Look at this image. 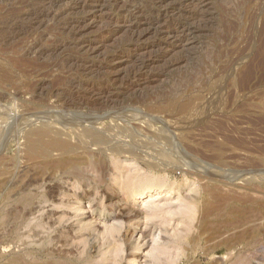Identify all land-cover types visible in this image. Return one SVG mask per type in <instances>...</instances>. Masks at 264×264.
Instances as JSON below:
<instances>
[{
    "label": "rangeland",
    "instance_id": "374dc122",
    "mask_svg": "<svg viewBox=\"0 0 264 264\" xmlns=\"http://www.w3.org/2000/svg\"><path fill=\"white\" fill-rule=\"evenodd\" d=\"M242 1L0 0V264H264V0ZM94 86L77 112L136 155L47 180L21 124ZM155 177L174 190L132 198Z\"/></svg>",
    "mask_w": 264,
    "mask_h": 264
},
{
    "label": "bare ground",
    "instance_id": "6f19581e",
    "mask_svg": "<svg viewBox=\"0 0 264 264\" xmlns=\"http://www.w3.org/2000/svg\"><path fill=\"white\" fill-rule=\"evenodd\" d=\"M6 1V0H5ZM42 0H38V2H41ZM49 2L52 5H55L57 3L65 2V1H71V0H43V2ZM35 2V1H34ZM41 2V4L43 3ZM154 2V1H153ZM37 2H35L36 4ZM240 3V2H239ZM246 0L242 1L241 4L246 6ZM40 4V3H39ZM47 4V3H46ZM43 5V4H42ZM248 5V4H247ZM40 6V5H39ZM54 7V6H53ZM248 7V6H246ZM35 9V7H34ZM33 9V10H34ZM138 9H141V6H138ZM52 10V9H51ZM49 8H41L37 7L34 12L31 13V21L34 19H39L41 17H49L53 13ZM256 11V10H255ZM250 12V11H249ZM251 13V12H250ZM249 13V14H250ZM256 13V12H255ZM253 14V13H252ZM254 15V14H253ZM262 15V14H261ZM57 17V15H55ZM157 16H160V13L158 12ZM257 17V14L255 15ZM7 17V16H6ZM56 19V18H55ZM63 19V28L69 29L68 35L70 33H75L73 30V25L71 24L70 21L64 20L67 18L62 17ZM252 19V17H251ZM260 18L258 17V20ZM262 19V17H261ZM21 21V20H20ZM58 21V20H57ZM62 21V20H61ZM61 21H58L59 23ZM18 22V21H17ZM251 22V21H250ZM253 22V21H252ZM62 23V22H61ZM255 23V22H254ZM264 25V24H263ZM263 25H261L263 27ZM9 27V26H8ZM13 27V26H12ZM183 27V26H182ZM261 27V28H262ZM2 28V27H1ZM254 28V26H253ZM252 28V29H253ZM66 33V32H65ZM74 35V34H73ZM262 35V34H261ZM71 36V35H70ZM73 37V36H72ZM260 37V36H259ZM258 37V38H259ZM70 38V37H69ZM75 38V37H74ZM261 39V38H260ZM264 40V38H263ZM260 43V42H259ZM263 43V42H262ZM262 45V44H261ZM39 48V47H38ZM259 48V47H258ZM262 48V47H261ZM261 53V52H260ZM262 54V53H261ZM260 58V57H259ZM257 57V59H259ZM84 59V58H82ZM261 58L260 61H264V59ZM258 60V62H259ZM79 57H72L69 58V62L67 63L68 66L70 67H76L79 64ZM261 64V63H260ZM70 67L68 69H70ZM67 68V67H66ZM264 68V67H263ZM71 70V69H70ZM243 81V80H242ZM72 82V81H71ZM246 82V81H245ZM74 83V82H73ZM77 85V84H75ZM78 88V87H77ZM94 88V89H93ZM96 86L87 88L84 87L82 90L83 95L81 97H77V94H73L68 92L69 94H64V96L61 99V103L59 107H55V111L57 113L60 111L63 113L61 116H52L48 113H38V114H31V119L28 120H23V123L21 125H25L23 128V134L25 138V152L27 159L37 165H40L38 167L45 168L46 170V175H48L46 178L47 180H53L56 176H62V175H74L77 174L79 175V172L81 171V164H82V155L84 153L88 154L91 156V151H99L96 150L95 148L97 146H102L100 147L101 149L103 146H108L105 147L104 149L107 152H110V154H122V153H135V151L130 147H115L110 145L109 140V132L106 131L108 130V127L112 125H109V122H105V118H88L85 117L84 114L78 113L80 109L82 108H88L89 106H96L97 104L100 103L99 100L95 101L94 99L92 100L90 98L91 93H95L98 91V94L104 97L103 94L107 93L106 89H101L96 90ZM66 93V92H65ZM81 93V92H80ZM113 96V95H112ZM110 98H106L104 102H109ZM105 104V103H104ZM110 104V103H109ZM99 106V105H97ZM105 106V105H104ZM48 108V107H47ZM52 107H49V109ZM102 108V107H100ZM48 109V110H49ZM103 109V108H102ZM106 110H108L106 108ZM40 111V110H39ZM78 111V112H77ZM81 111V110H80ZM83 111V110H82ZM105 111V110H103ZM5 112V111H4ZM44 112V111H43ZM48 112V111H46ZM84 112V111H83ZM50 113V111H49ZM51 114H53L51 112ZM3 115V114H2ZM0 112V132L3 129V122L7 120L8 118L3 117ZM54 115V114H53ZM60 115V114H59ZM6 116V115H5ZM13 116V115H12ZM12 118V117H11ZM108 119V118H107ZM110 119V118H109ZM140 119V118H139ZM4 120V121H3ZM109 121V120H107ZM20 122V121H19ZM128 123V122H127ZM10 124V123H9ZM15 124V123H14ZM17 125V124H16ZM20 125V126H21ZM103 128H106L103 130ZM111 129V128H109ZM133 129V128H131ZM142 130V129H141ZM136 131V130H135ZM10 132V131H9ZM134 132V130H133ZM135 133V132H134ZM112 135V134H111ZM136 135V134H135ZM134 135V136H135ZM113 136V135H112ZM137 137V136H136ZM111 140V139H110ZM113 141V140H112ZM90 146H96L92 150H90ZM1 147V146H0ZM102 152V150H100ZM103 154V153H102ZM136 155V153L134 154ZM140 155V154H139ZM97 156V155H96ZM4 157V156H2ZM114 157V156H113ZM140 157V156H139ZM2 159V158H1ZM6 159V158H3ZM27 160V162H29ZM12 161V160H11ZM84 161V160H83ZM85 162V161H84ZM13 164V163H12ZM11 164V165H12ZM153 164V163H152ZM33 165V164H31ZM150 165V164H149ZM88 166V165H87ZM34 166H32L33 168ZM84 167V166H83ZM153 167V166H151ZM88 169V168H86ZM85 169V170H86ZM93 169V168H91ZM167 169V168H166ZM89 170V169H88ZM43 172V171H42ZM85 171L84 173H86ZM89 172V171H88ZM8 173V172H7ZM90 174V173H89ZM200 174V173H199ZM35 176V175H34ZM33 176V177H34ZM11 178V177H10ZM45 178V177H44ZM159 179V178H158ZM156 177L153 181L154 184L153 186H144L140 187L139 189H134L132 192V198L137 200V198L141 199L144 197V195L148 193H153L155 191L158 192V195H162L164 192H169L171 190H174L173 185H169L167 183H164L160 180H158ZM35 180V179H34ZM165 180V179H161ZM7 181V180H6ZM3 182L2 185H4L7 182ZM46 181V179H45ZM9 182V181H8ZM36 182V181H35ZM13 183V182H12ZM5 186V185H4ZM30 184H27V187H30ZM179 186V185H178ZM156 187L157 189L154 190L153 188ZM25 188V187H24ZM177 188V187H176ZM23 189V188H22ZM56 189V188H55ZM25 190V189H24ZM51 190V189H50ZM52 197V194H55L53 191L52 193H49ZM31 195V194H30ZM82 195V194H81ZM6 199V198H5ZM77 200H81V198L77 197ZM7 200V199H6ZM70 200V199H69ZM96 200V199H95ZM131 201V200H130ZM83 202V201H82ZM24 211L28 210V207L30 206V203L27 201H24ZM19 208V207H18ZM21 209V208H20ZM17 210V209H16ZM122 210V209H121ZM125 210V209H124ZM123 212V211H122ZM28 213V211H27ZM93 215V214H91ZM27 216V215H26ZM51 216V215H50ZM109 216V215H108ZM5 217V216H4ZM52 217V216H51ZM28 218V217H27ZM102 219V218H101ZM23 220V219H22ZM94 220V218H92ZM100 220H97V222ZM12 222V221H11ZM94 223V224H93ZM91 222L89 225L93 224L91 227L93 232H97V224L95 222ZM100 224V222H98ZM102 223V222H101ZM31 224V223H30ZM101 225V224H100ZM29 226V225H27ZM5 227V226H4ZM106 228V227H105ZM26 229V228H25ZM34 233V232H33ZM32 233V234H33ZM110 235V234H109ZM38 236V235H37ZM61 236V235H60ZM101 237V236H100ZM39 238V237H38ZM61 239V237H58ZM55 239V238H54ZM53 239V240H54ZM34 240V239H33ZM40 240V239H39ZM56 241V240H55ZM52 244V243H51ZM54 251V250H53ZM8 252V251H7ZM56 252V250L54 251ZM61 254V253H60ZM64 254V253H63ZM37 255V254H36ZM59 255V254H58ZM61 256V255H60ZM27 257V256H26ZM66 257V256H65ZM46 258V257H45ZM56 258V257H55ZM69 258V257H67ZM66 258V259H67ZM91 257L86 258L83 260L81 264H91L92 260H90ZM51 259V257H50ZM59 259V258H58ZM20 260V259H19ZM23 260V259H22ZM49 260V259H48ZM81 260V259H79ZM14 261V260H13ZM61 261V260H60ZM60 261L58 263H60ZM109 261V260H108ZM22 262V261H21ZM20 262V263H21ZM32 262V261H31ZM30 262V263H31ZM24 263V262H23ZM33 263V262H32ZM34 263H36L34 261ZM64 263V262H63ZM97 263V262H96ZM100 263V262H99ZM18 264V262H17ZM27 264V263H24ZM65 264V263H64ZM71 264V262H70ZM101 264V263H100Z\"/></svg>",
    "mask_w": 264,
    "mask_h": 264
}]
</instances>
